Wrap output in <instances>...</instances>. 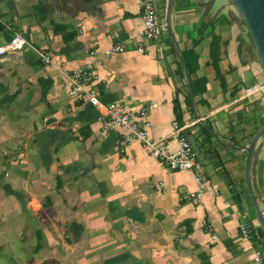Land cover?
<instances>
[{
    "label": "crops",
    "instance_id": "crops-1",
    "mask_svg": "<svg viewBox=\"0 0 264 264\" xmlns=\"http://www.w3.org/2000/svg\"><path fill=\"white\" fill-rule=\"evenodd\" d=\"M153 2L165 29L140 53L138 0H0V44L15 30L26 39L0 56V252L17 246L21 264H256L264 238L244 181V147L264 126V72L253 42L231 0H172L177 49L168 0ZM114 44L125 51L105 57ZM184 50L192 51L190 73ZM92 51L98 106L69 95L71 71ZM185 69L190 85L206 80L193 101ZM151 101L149 137L169 140L180 123L197 152L198 204L184 197L198 189L193 171L169 169L139 142L120 152L124 129L102 128L107 104L138 109ZM251 175L264 215V136ZM240 223L250 225V241ZM2 255L0 264L17 263Z\"/></svg>",
    "mask_w": 264,
    "mask_h": 264
},
{
    "label": "built area",
    "instance_id": "built-area-1",
    "mask_svg": "<svg viewBox=\"0 0 264 264\" xmlns=\"http://www.w3.org/2000/svg\"><path fill=\"white\" fill-rule=\"evenodd\" d=\"M141 8L142 28L139 32V40L136 50L144 53V40L157 39L161 30L165 29V25L160 24L156 16V7L153 0H138ZM26 44V39L21 32L15 30L11 38L3 44H0V56L8 51L19 50ZM125 51L122 44H114L104 51L105 57ZM96 51L90 53L92 59L82 63L71 71L69 75V95L76 101L88 103L93 106L100 105V93L97 89L98 75L97 66L100 61L96 55ZM41 58L45 62L50 61L47 53H41ZM250 90V89H249ZM157 106V103L151 101L148 105H143L138 109H126L122 105L110 103L105 106L106 114L102 119V128L104 131H111L118 128L124 129L120 136L116 149L124 151L126 147L133 143L139 142L145 147L150 156L162 162L171 170H189L195 173V181L198 184L196 191H190L185 194L193 204H198L204 194L202 188L203 177L200 172L202 163L198 158L196 150L193 148L189 140L182 134L183 126L174 124L169 136V140L176 142V149H168V139H153L148 135L150 121L148 120V112ZM203 117L198 118L197 121ZM240 234L245 241L251 240L250 225L247 223L239 224ZM263 246L259 245L255 250L254 261L256 264H264Z\"/></svg>",
    "mask_w": 264,
    "mask_h": 264
},
{
    "label": "water",
    "instance_id": "water-1",
    "mask_svg": "<svg viewBox=\"0 0 264 264\" xmlns=\"http://www.w3.org/2000/svg\"><path fill=\"white\" fill-rule=\"evenodd\" d=\"M232 5L236 8L239 13L247 32L249 33L251 40L254 45L255 55L257 61L264 72V0H231ZM172 9V0H168L167 3V29L172 43L177 49L179 46L175 39L171 23L170 14ZM186 81L189 86L190 96L193 101V92L190 85V78L187 69H185ZM264 136V126L257 130L248 145L244 147L246 151L244 161V181L247 188V193L254 210L256 219L264 231V215L257 201L251 175V167L255 155V147L257 141Z\"/></svg>",
    "mask_w": 264,
    "mask_h": 264
},
{
    "label": "trees",
    "instance_id": "trees-1",
    "mask_svg": "<svg viewBox=\"0 0 264 264\" xmlns=\"http://www.w3.org/2000/svg\"><path fill=\"white\" fill-rule=\"evenodd\" d=\"M219 20H223V19H221V17L218 16L217 17V23H218ZM212 42H213L214 49L216 51H218V48L220 47V43H221V41L219 42V37L218 36L212 37L211 43ZM190 54H192V51H188V52H186L185 50L183 51L184 63L186 65V68L188 69L189 73H190V68H189V62H188V55H190ZM196 59H197V57H196ZM181 61L182 60H180L179 62H181ZM205 83H206L205 78L191 79V88H192L193 94L195 95V94L203 93L205 91ZM173 101H174L173 102V111L175 113L176 119H181L180 118V116H181V108L179 106V102H178V99H177L176 95H175V98L173 99ZM178 125L181 126L180 123H178ZM206 127H207V130H208L209 127L208 126H206ZM259 232H260L261 236L264 238V231L260 228Z\"/></svg>",
    "mask_w": 264,
    "mask_h": 264
},
{
    "label": "rangeland",
    "instance_id": "rangeland-1",
    "mask_svg": "<svg viewBox=\"0 0 264 264\" xmlns=\"http://www.w3.org/2000/svg\"><path fill=\"white\" fill-rule=\"evenodd\" d=\"M218 0H216V5L218 4L217 2ZM155 5L156 7L158 6L157 5V1L155 2ZM189 5V4H188ZM246 37L248 38V36L246 35ZM249 39V38H248ZM157 42H159V39L157 40ZM252 48V47H251ZM7 206L9 208H12V212H15V209H14V203L12 201H9ZM22 217V216H21ZM7 254L8 256H11L13 257V259H17V263L16 264H21L22 261L26 260L25 257H24V254L21 253V249L18 248L17 246H14V247H11V246H4V248L1 249V252H0V261L4 260L3 259V255L2 254ZM7 261L6 264H9L10 260L8 259H5Z\"/></svg>",
    "mask_w": 264,
    "mask_h": 264
}]
</instances>
